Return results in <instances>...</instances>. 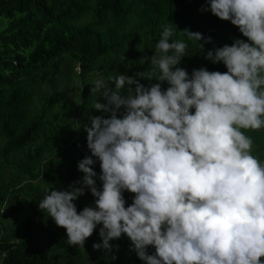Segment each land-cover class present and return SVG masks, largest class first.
Here are the masks:
<instances>
[{
  "label": "clouds",
  "instance_id": "1",
  "mask_svg": "<svg viewBox=\"0 0 264 264\" xmlns=\"http://www.w3.org/2000/svg\"><path fill=\"white\" fill-rule=\"evenodd\" d=\"M201 11L229 21L246 38L206 51L203 58L216 71L189 75L178 66L188 41L202 49L199 42L211 38L184 29L177 39L172 23L150 55L125 49L132 63L144 65L131 76L108 69L106 53L94 59L74 50L69 58L65 90L80 101L89 92L101 95L105 102L91 107L109 115L76 127L82 178L68 190L47 186L38 202L65 229L68 245L84 248L100 225L94 249L111 251L109 242L123 234L143 264H264V160L254 155L251 136L264 129V0H206ZM133 32L122 29L123 45L135 39ZM123 56L124 49L118 61ZM71 118L77 125L81 113ZM86 189L94 205L78 212L74 201ZM125 191L134 194L127 207Z\"/></svg>",
  "mask_w": 264,
  "mask_h": 264
},
{
  "label": "trees",
  "instance_id": "2",
  "mask_svg": "<svg viewBox=\"0 0 264 264\" xmlns=\"http://www.w3.org/2000/svg\"><path fill=\"white\" fill-rule=\"evenodd\" d=\"M202 5L206 0H0V253L6 254L1 264H143L123 234L109 242L111 251L94 249L101 242L100 225L84 248L68 245L65 229L38 208L47 186L49 191L68 190L83 176L78 170L82 159H74L76 127H91V117L109 115L91 107L94 101L105 102L101 95L89 92L80 101L74 91L65 90L70 84L65 68L74 50L88 51L94 59L106 53L108 69L131 76L144 65L140 59L132 63L125 49L139 58L150 55L163 26L172 23L177 39H184L179 33L184 29L211 38L199 42L202 49L188 41L187 56L178 66L189 75L200 68L216 71L203 58L206 51L231 38H246L229 21L201 11ZM126 25L135 29V39L123 45ZM63 30L68 32L62 37ZM83 84L88 92L87 79ZM78 112L82 119L74 125L71 116ZM256 131L251 135L254 155L264 160V129ZM92 167L99 187V162ZM123 196L127 207L134 194L125 191ZM74 203L79 212L94 205V198L86 189Z\"/></svg>",
  "mask_w": 264,
  "mask_h": 264
},
{
  "label": "rangeland",
  "instance_id": "3",
  "mask_svg": "<svg viewBox=\"0 0 264 264\" xmlns=\"http://www.w3.org/2000/svg\"><path fill=\"white\" fill-rule=\"evenodd\" d=\"M68 31H62V33H61V35H62V37H63V35L65 34V33H67ZM79 64H81V62H79ZM76 86H79V83H76ZM168 86V85H167ZM167 86H166V88H167ZM62 174H65V172H62ZM44 187V186H43Z\"/></svg>",
  "mask_w": 264,
  "mask_h": 264
},
{
  "label": "built area",
  "instance_id": "4",
  "mask_svg": "<svg viewBox=\"0 0 264 264\" xmlns=\"http://www.w3.org/2000/svg\"><path fill=\"white\" fill-rule=\"evenodd\" d=\"M3 256H4V253L1 254V257H3Z\"/></svg>",
  "mask_w": 264,
  "mask_h": 264
}]
</instances>
